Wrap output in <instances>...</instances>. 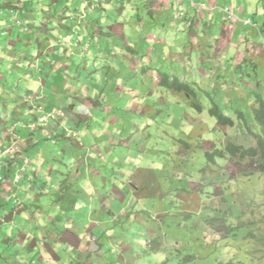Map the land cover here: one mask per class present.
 Segmentation results:
<instances>
[{
    "label": "crops",
    "instance_id": "1",
    "mask_svg": "<svg viewBox=\"0 0 264 264\" xmlns=\"http://www.w3.org/2000/svg\"><path fill=\"white\" fill-rule=\"evenodd\" d=\"M63 1L68 6L66 11L58 13L63 29V34L58 35L59 41L70 37L71 29L77 27L78 38L82 43L89 42V46L84 48L81 45L78 51L70 44L58 42V46L53 45L50 40L54 37L47 35L48 39L43 41V45H38L35 54L33 50L28 56L16 50L13 52L14 57L16 53L21 55L19 63L27 67L24 80L30 77L27 82L17 84L18 94L12 89L15 82H10L11 88H7L8 82H2L4 74L0 76V109L4 110L0 114V173L3 174L0 178V226H7L0 235V264H160L170 259L177 260L171 261L172 264H179L178 253L173 251L174 247L178 250L176 237H169L175 243L168 244L167 249H163L161 239H154L155 235L161 234V222H164L162 227L187 223L183 217L179 225L174 218L176 212H172L173 207L180 210L190 207L188 196H185L187 202L179 205V189H173V182L189 186L180 169L178 175L173 171L180 157L185 155L177 150L180 147L179 136H184L178 128L190 132L189 129L199 126L203 129L202 125L206 124L207 132H212L211 127L217 130L201 97L207 98L209 87L224 89L227 86L226 91L230 89L227 81L223 80L224 75L230 76V72L226 68L221 71L224 62L215 63L220 58V51L228 55L230 46L220 49L210 44L211 32L207 30L212 28L216 32L219 28V34L227 35L241 27L243 33H247L244 27L250 26L249 34H237L243 45L226 61L230 64L229 60L233 59L235 63L233 73L236 81L232 86L237 89L234 96H229L231 105L240 107L245 103L238 101L243 98L240 88L248 86L251 92L264 99V43L261 40L264 30L257 33L253 29L259 20L264 28V0ZM77 1L90 5L81 25L77 17L80 9ZM34 4L36 6V0L0 1V15L10 22L0 32L1 35L8 33L12 36L15 27L20 34L23 30L22 23L18 22V10ZM126 6L128 13L124 10ZM103 8H113L115 17L122 22L111 18L110 21L105 20L101 14ZM132 8L135 9L132 11ZM222 8H229L233 16L227 18ZM176 11L184 14L176 15ZM26 16L32 17L33 14ZM37 17H32V21L42 22ZM247 19H252L256 25L247 23ZM225 21L231 24L224 26ZM31 22L27 23L24 31H36L38 38L42 29ZM218 22L222 24L217 25ZM200 23L204 25L202 28ZM15 43L13 39L0 43V46L4 45L0 71L5 45L10 48V44ZM85 54L89 55L87 59L96 55V63L101 62L93 73V82H80L82 72L79 73V68ZM9 55L10 60L18 61ZM31 56L34 57L33 62ZM198 57L202 63L197 67L200 74L197 80L205 83L200 86L195 80L188 83L195 92V89L204 90L199 91L197 97L201 111L189 108L190 101L186 99L185 92H175L168 85L173 79L181 81L177 76V72L182 70L179 67L186 69L192 64V58L198 60ZM37 64L42 69L40 78H36L38 82H35L29 72ZM216 66L218 72L214 76L210 70ZM160 84L166 90L158 93ZM141 94L144 97L137 99ZM124 95L133 101L120 108L117 104ZM11 96L15 97L13 103L8 102ZM139 102L135 107L134 104ZM247 102L252 103L249 99ZM5 104L12 105L9 111ZM181 104L186 106L182 114L172 115V106L179 105L180 109ZM114 107L120 110L114 111ZM206 109L210 122L205 119L195 121L197 114ZM62 111L64 116H61ZM46 112L54 113L46 116ZM119 117L123 122H119ZM96 119H101L100 126L96 127ZM167 120L172 123L169 127L175 129L174 132L168 127L165 130L160 128L161 123ZM154 123L161 130L152 131ZM142 128L149 140L146 148L140 147L138 138L133 139L136 131L141 134ZM162 134L168 138L169 150L161 157V148L150 145L155 141L159 143V135ZM174 136L178 137L175 139ZM98 137H101L99 144L96 143ZM135 147L140 149L136 152ZM133 150L134 156L131 154ZM145 152H151V155L147 156ZM23 158L29 160L27 165H22ZM54 162L58 165L56 169ZM17 169H22V176L14 183L13 173ZM197 170L198 167L194 169L195 172ZM198 175L192 172L188 177ZM129 180L133 181L132 185ZM32 193H35L34 197ZM144 197L155 199L144 202ZM17 213L24 214L25 218L21 229L14 233V225L9 223ZM149 215L153 221L152 241L146 246L136 242L125 244H135V247L129 250L127 257L118 255L115 260L112 253L123 252L124 241L106 239L107 234L114 233L118 229L116 225L127 224L129 228L134 224L146 225ZM198 220V225L203 223L202 216ZM164 250L173 251L172 256L167 257Z\"/></svg>",
    "mask_w": 264,
    "mask_h": 264
},
{
    "label": "rangeland",
    "instance_id": "2",
    "mask_svg": "<svg viewBox=\"0 0 264 264\" xmlns=\"http://www.w3.org/2000/svg\"><path fill=\"white\" fill-rule=\"evenodd\" d=\"M0 1L4 2V0H0ZM10 1L13 3L16 2V0H10ZM56 2L57 1H54V0H36V6L34 4L32 7L28 6L27 8H20L18 10L20 11L18 13V17H20L18 18V22L22 23L21 30L23 31H20V34H18V28L15 27V31L12 34V36L8 35V33L7 34L3 33V35H1L0 33V43L4 44V42L9 41V39L10 41L11 39H13V41L16 40L15 44H10V48L7 45H5L6 47L4 51L5 56H3L2 70L0 71V74H1L0 76L4 74V79H2V82H8L6 85L7 88H11L10 82H15L13 85L14 87H12V89L14 88L13 90L16 94L20 92V90H17V84L19 82H27L26 80L30 79V77L27 76L26 80H24L25 79L24 75L27 74V70H26L27 67L19 63L18 59L19 57H21V55L26 54L25 56H28L30 53V50H33V54H35L34 52H36L38 45L39 44L43 45L44 44L43 41L45 39H48L47 35L54 37L52 40H50V42L53 41L52 42L53 45L58 46V42H59L64 45L70 44L72 46L74 42V39L72 38V36H71L72 42L70 40L68 41V39L66 40L62 39L59 41L60 36L58 35L63 34L62 33L63 29L58 21V18H59L58 13L62 12L63 10L66 11V6L68 5H65L64 3L65 1L61 0L60 2L56 4L55 12H54L53 6L55 5ZM128 2L129 0L127 1V3ZM76 4L78 7H80V9H78L77 12H84L87 15L90 5L86 3L83 5V2H80V1H77ZM110 5L112 6V4ZM43 8H44L45 13L42 11ZM134 9L132 8V11ZM124 10L128 13L129 9L126 6ZM91 11L92 10H90V12ZM127 13L123 12V14H127ZM179 13L181 15L184 14L183 12L181 13L179 11H176V15H179ZM201 13H203V11H201ZM201 13L199 15L202 17L203 14ZM29 14H33L32 17H34V19H36V17L38 16L37 19L38 18H40V20L42 19V22L40 21L36 22L34 20L32 21L31 19L32 17L26 16ZM99 14H100V11H99ZM101 14L104 15L105 20L107 21H110V18H111L112 21L117 20L119 22H122L121 19H117L115 17V11H113V8L109 10H106L105 8H103L101 9ZM95 16H98V15H95ZM204 16H205V13H204ZM216 17L219 18V15L217 14ZM49 18H50V21H48ZM70 18H73V17H70ZM178 18L180 19V17ZM250 20L251 21L247 23L251 24L252 19ZM30 22L36 26H39L42 29V32L41 34L39 33L38 38L35 33L36 31L34 32L24 31L25 27H27ZM7 23L9 25L10 23L9 20L6 21V19H4V17H1L0 15V32L2 30H5V26ZM223 23H224V26L231 24L229 21H225ZM221 24L222 22L217 23V25H221ZM177 25H178V22L176 24V27ZM203 26L204 25L200 23L199 27L202 28ZM237 26L239 27L240 25L238 24ZM254 27L253 29L257 33L258 32L262 33V31L264 30V28L262 27V22L260 20L258 21V26H254ZM47 28H50V29L47 30ZM53 29H57V30L54 31ZM241 29L243 28L241 27ZM241 29L238 28V30L236 29V31L233 33L228 32L227 35L219 34L218 33V31L220 32L219 28L217 29L216 32H214V29L212 28H209L207 30L211 32V38H210L211 43L210 44L220 49L221 48L224 49L226 45L230 46L228 49V55H226L223 50L220 51V58L217 59V61L215 62V63L218 62L219 64L224 62V65L221 67V71L224 68H226L227 71L230 72V76L224 75L223 77V80L227 81L226 83L228 84V86H230V89L229 91H226L227 86L224 89H222L221 87H209L208 89L210 91V94L207 95V98L205 96H202L201 98L203 99L204 105L206 107L210 108L213 105L217 106L223 111L224 114H227V115H230L231 113H233L234 115L236 114L234 112L236 108L233 105H231L230 96H234L235 89L237 88L232 86L234 85V82L236 81L235 80L236 76L233 73L234 72L233 67L235 63L233 62V59L229 60V62H231L230 64H227L226 61L229 59L228 57H230L232 54L237 53L236 50L239 46L243 45L242 39H237L238 37L237 34L238 33H240L241 35L249 34L248 32L250 30V26L244 27L247 33H243ZM6 37L7 39H5ZM181 37H183V35H180V38ZM29 39L30 41H28ZM261 40L264 43V34H261ZM3 44L0 46V56L1 54H3L2 53V48L4 46ZM53 45H51V47ZM80 47L82 46L79 45L78 48L77 47H73V48H76V50L80 51L81 49ZM15 50L16 52L19 51V54L21 55L19 56V54L16 53L17 55L14 57L13 52H15ZM239 52L241 51L239 50ZM9 54H11L14 58H17L18 61L10 60L9 58L11 57ZM88 56L86 54L83 56L84 61L82 62L79 68V73L82 72V77L80 79V82H93L92 80V76H94L93 73L96 70V68L100 67L101 65V62L96 63V60H98V56L93 55V56H90V59L89 58L87 59ZM31 59L33 62L34 57L31 56ZM192 59H193L192 64L187 66L186 69H184L182 66L179 67L182 70H186V72L182 70L178 71L177 76L179 77L182 83L195 80V82L198 83V85L200 86L205 83V82L199 83V81L197 80V78L200 76V74L198 73L199 69L197 67H199V64H201L202 62L200 61V57H198V60H195V58H192ZM39 65L40 64H37L36 67L32 66L29 72V74L32 73L35 82H38V80L36 79L37 77L40 78L42 66H39ZM12 71L14 73H12ZM210 72H212L215 76V74L218 72L217 66L212 67ZM223 80L221 78L222 82ZM171 81L168 82V85L171 83ZM251 84H253V82H251ZM160 85L161 86L158 87L159 88L158 93H161V91L166 90V87L162 86L163 84H160ZM195 90H196L195 92L196 95L192 94L191 95L192 99L191 98L189 99L187 97V93H185L186 99L188 101H191V100L194 101L195 99H197V97H199L200 95L199 91L201 92L204 91L200 89H195ZM240 90L242 91L241 95L243 96V98L239 99L238 101L245 102V104L243 105H246V102L248 99L255 98L256 94L251 92L248 86H245L244 88L241 87ZM176 91L179 92L177 89ZM127 92H130V91H127ZM181 92L182 91H180L179 93ZM147 93H150V90H147ZM142 94H141V98L138 97L137 99H142V97H144V95ZM14 98H15L14 96H11L8 102L13 103ZM119 101L120 103L117 105L120 108H122V107H127L128 103L133 101V99L131 97H126L124 95ZM139 104L140 102L137 104H134V106L137 107ZM5 105L7 106V104ZM8 105L9 106L7 107H9V109L7 111H9L10 108L12 107L11 104H8ZM18 106L19 105H16V107ZM191 106L192 105L190 104L189 108H192ZM178 107L179 105L172 106V110H173L172 115L173 114L180 115L182 114V111H183L182 109L183 108L186 109V106L182 104L180 105V109ZM120 108L114 107V111H116V109L120 110ZM159 108L162 109V105H160ZM248 108L246 109L245 106L241 107L242 110H248ZM2 111L4 110L0 109V114L2 113ZM46 114L47 112L44 115ZM206 114H207V109L204 112L197 114L198 116H197V119H195V121L198 119H205L206 121L210 122V119L206 116ZM61 116H64L63 111H62ZM24 119H27V118H24ZM94 121L96 122V127L101 125V119H96ZM119 122H123L121 117H119ZM154 122L156 121L154 120ZM168 122H170V120H167V122L161 123L160 128L163 127V130H165L168 127V129L171 132H174L175 129H170L169 127L172 123H168ZM24 124H27V123H24ZM213 124L215 123L213 122ZM202 126H203V129H200L201 126L197 128L189 129L190 132H184L182 128H178V130L184 133V136H179L180 147H178L177 150L181 151V153H185V155L184 157H180L178 161V165L176 163L175 167L173 168V171L176 175H178L177 174L178 169H180L181 173L185 175L184 177L187 178V184L189 185L186 187V184L182 182H179V183L173 182V189H179V196H180L179 205L180 204L183 205L187 202L185 201L186 200L185 196H188V202H189L188 204L190 205V207L186 209H182V210H180L179 208L173 207L172 208L173 214L176 212V216L174 218L176 219V221H178L177 223H179L180 225V222H181L180 220H184L183 218L185 214L184 212L187 213V212L192 211L191 215L188 218L187 223H184V225H180V226H175V227L163 226L162 227V224L164 222H161L160 223L161 226L159 225L161 234L157 236L155 235L154 239L156 238L161 239V242L164 244L163 249H167L169 247L168 244L174 245L175 243V241L170 240L169 237H174V238L176 237V243H178L179 251L177 250V247H174L173 251L175 250L178 253V256H185V255L194 256L195 255L196 264H220L224 261L226 262V261H231V260L237 262L238 264H264V176L263 174L257 171L253 172L251 175L239 174V171H238L239 168L237 166H231V164H229L228 166L222 165L221 168L214 167L213 163H210V167L206 166L204 153L205 151H209L215 148V146H213L211 143H214V144L220 143L222 145L227 140H235L233 137H234V134L236 133L238 134L237 132L238 130L236 129V125H234L232 127L224 126L222 128H217V130H214L213 127H211L212 132L211 131L207 132L206 129L208 128V125L203 124ZM160 128L154 123L151 130L157 131L158 129L161 130ZM143 130L144 128H142L141 134L139 133V131H136V133L134 134L135 136H133V139L138 138L139 142L141 143L140 147L146 148L149 145H145V144L149 140L146 139V137L144 136L145 132H143ZM100 132H103V130L101 129ZM200 134L202 135L199 136ZM159 136H160L159 143L155 141L153 145H150V146L158 145L159 150L160 148L162 150V153H161V157H162L168 154L167 152L169 150V144H168L169 142H168V138L165 137V135L162 134ZM174 137L176 139L178 136H174ZM100 138L101 137H98V141L96 143L99 144ZM78 141L81 145L84 144L80 139ZM251 142L253 143V140ZM140 147L139 148L135 147L136 152L138 151V149H140ZM94 151L95 150L93 149L92 152ZM134 152L135 150L131 151V154H133ZM188 153H190L189 156H188ZM145 155L150 156L151 152H145ZM132 156H134V154ZM203 158H204V162H203ZM226 161H229L227 160L226 157L219 160L221 164H226ZM199 163H203V164L199 166ZM57 166L58 165L54 162V169H56ZM197 167H198V170L195 172L194 169H196ZM211 167L219 170V173L216 174L214 177L210 175L212 173ZM246 169H248V171H254V168L252 167V165L242 170H246ZM192 172L198 173L199 175L193 176V178L188 177L192 175ZM166 173H167V177H170V173L168 172ZM216 176L220 177L221 180L223 181V183L220 186H218L217 189L220 190V194H218L219 195L218 197H221L222 199L223 208L226 210L225 212L223 211L221 212L218 210L219 207H218L217 198L215 197L216 194L213 195L210 193L211 192L210 185L212 186L211 180H215ZM184 177H181V178H184ZM189 181H191V185ZM131 183L132 182H129L130 185H132ZM212 190L214 191L213 188ZM34 195L35 193H32L33 197ZM197 198H200V199L202 198L201 199L202 201L200 203V206H198V208L196 209L194 205H196ZM154 199L155 197H144L142 201L147 202V201H152ZM211 202H213V205H214L212 209H211ZM11 205L13 206L14 204L11 203ZM165 206L167 208L170 207L169 204H165ZM220 215H223L226 219L225 220H222V219L215 220L214 219ZM151 216L152 215H149V221L146 225L139 226V225L134 224V226H130V228L127 224L124 226L116 225L118 229H116L114 233L111 232L107 234L108 237H106V239H109L112 241L114 240V238H119L122 241H124V243H122L123 252L116 253V251H114L112 253V256L114 257L115 260H117L118 255L127 257L129 250L135 247V244L129 245V246L125 244L136 242V243L144 244L146 246L148 243L152 241L153 221L151 219ZM201 216H202L201 221L203 223L198 225L199 223L198 219ZM15 217L16 218L11 223H9L10 225H14L12 227L14 233L17 230L21 229L20 225L24 222L25 215L17 213ZM169 218L172 220V216H170ZM207 218L211 220L208 221L209 219ZM228 225L229 226L235 225V227L232 228V227H229ZM196 227H198L199 231L196 229ZM6 229H7L6 225L0 226V235H3L4 230ZM147 249H149V247H147ZM208 250L209 251L212 250V252L209 253ZM173 251H166L167 252L165 253L166 256L167 257L172 256ZM213 257L214 259H212ZM162 259L163 258H160V260ZM171 261L173 263L177 260L170 259L168 262H165V263L162 262L160 264H172ZM113 264H116V263L113 262ZM181 264H184V263L181 262ZM191 264H194V261Z\"/></svg>",
    "mask_w": 264,
    "mask_h": 264
},
{
    "label": "trees",
    "instance_id": "3",
    "mask_svg": "<svg viewBox=\"0 0 264 264\" xmlns=\"http://www.w3.org/2000/svg\"><path fill=\"white\" fill-rule=\"evenodd\" d=\"M54 10H55V6H54ZM169 87L173 88L174 90L177 89L178 91H183L187 93V97L189 99L190 98L192 99L191 95L195 94V91L193 90L194 87H192L190 83L188 82L182 83L177 79H173L169 84ZM249 100L252 102L251 105L248 102H246V105H243L245 103L242 102L243 103L242 106H245L246 109L249 107L248 110H242L241 108L235 107L236 110L234 112L236 113L235 115L237 118L233 117L234 115L233 113H231L230 115L224 114L223 111L217 106L213 105L212 107L208 108L209 115L213 117L217 125H220L222 127L236 125L238 129L241 126L240 129L241 131L240 132L238 131L239 134L236 133L234 134L233 137L238 141L227 140L223 148L218 147V148H213L212 150L209 151H205L204 155H205L206 166L210 167V163H213L214 167L221 168L222 165L228 166L229 164H231V166H237L239 168L238 171L240 174H251L253 173V171L249 172L248 169L242 170L246 168L247 165L251 164L258 172H260L264 176V99L261 98V95L256 94L255 98L253 99L250 98ZM190 104L193 107H197L199 111L202 110V107L198 103H195L193 100L190 101ZM251 123L255 124V126L257 127L256 130L250 128ZM242 126H244L245 129H243ZM251 138L254 139V143L246 145V141H249ZM225 157H227V160L229 161L228 162L226 161V164H221L218 161V159ZM243 161H245L244 162L245 164L243 163ZM203 162H204V158H203ZM202 164L203 163H199V166H201ZM211 168H212L211 169L212 173L210 175L214 177L216 174L219 173V170L213 167ZM220 180L221 179H219L218 176L215 178V180H211V184H212V186L210 185L211 194L213 195L215 194L217 195L218 193L220 194V190L217 189V187L223 183V181ZM212 188L214 189V191L212 190ZM201 199L197 198L196 205H194L196 209L198 208V206H200ZM213 207H214L213 202H211V209ZM191 212H187L188 214L184 212L185 213L184 218L188 220V218L191 215ZM181 259L184 260L183 263H190L193 261L194 258L192 255L191 256L185 255L182 256ZM221 264H237V263L233 261H227Z\"/></svg>",
    "mask_w": 264,
    "mask_h": 264
},
{
    "label": "clouds",
    "instance_id": "4",
    "mask_svg": "<svg viewBox=\"0 0 264 264\" xmlns=\"http://www.w3.org/2000/svg\"><path fill=\"white\" fill-rule=\"evenodd\" d=\"M225 9H227V10H229V8H222V10H223V12L224 13H226L224 10ZM229 12L231 13V15L230 16H228V14L226 13V16H227V18H231V16H233V13L229 10ZM79 14V15H78ZM87 15L84 13V12H77V17H79V24L81 23V20H83L85 17H86ZM71 17H73V16H71ZM251 20L250 19H247V21L246 22H250ZM251 25H256V23H254L253 21L251 22ZM25 28H27V27H25ZM76 28L77 27H73L72 29H71V33H70V37H68L67 39H68V41L70 40L71 42H72V39H71V36H72V38H75V39H77V40H79V42H80V44L79 45H82L84 48L85 47H88L89 46V42L87 43V42H84V43H82L81 41H80V39L78 38L79 37V35L77 34V31H76ZM67 41V42H68ZM87 44V46H84V44ZM78 45V46H79ZM72 46L73 47H78V46H75L74 44H72ZM263 99V98H262ZM194 102L195 103H198L199 104V102L197 101V99H195L194 100ZM200 105V104H199ZM201 106V105H200ZM192 108H194V109H196V110H198L197 109V107H193V106H191ZM202 107V106H201ZM235 107V106H234ZM209 108V107H208ZM237 108V107H236ZM52 113H54V112H50V113H48V114H46V116H52L53 114ZM45 117V116H44ZM211 117V116H210ZM233 117L234 118H237L236 117V115H233ZM46 118V117H45ZM211 119H212V121L215 123L214 125L217 127V128H222V126H220V125H217L216 124V122L214 121V119H213V117H211ZM224 127V126H223ZM230 127H232V126H230ZM242 128L243 129H245V127L244 126H242ZM251 129H253V130H256L257 129V127L255 126V124H253V123H251V127H250ZM236 129L240 132L241 130V126H240V128L238 129L237 128V126H236ZM237 131V132H238ZM239 132H238V134H239ZM253 140V143H254V139L253 138H251L249 141H246V145H248V144H253L251 141ZM233 141H238V140H233ZM227 142V141H226ZM226 142L224 143V144H218V143H216V144H214V143H211L213 146H215V148H223L224 146H225V144H226ZM249 142V143H248ZM248 143V144H247ZM227 158V157H226ZM220 159H222V158H219L218 159V161L220 160ZM22 165H27L28 163H29V160L27 159V158H23L22 160ZM228 162V161H227ZM245 161H243V163H244ZM2 163V162H1ZM4 164H5V162H4ZM3 163H2V165H4ZM245 164V163H244ZM6 165H4V167H5ZM251 166V164L250 165H247V167L246 168H248V167H250ZM252 167H253V165H252ZM254 168V167H253ZM255 171H257L255 168H254V171L253 172H255ZM250 172V171H249ZM258 172V171H257ZM240 174V173H239ZM252 174V173H251ZM251 174H249V175H251ZM3 174H1L0 173V178L1 177H3L2 176ZM21 176H22V169H17L14 173H13V181H14V183H17L18 181H19V179L21 178ZM233 178H235V177H233ZM129 182H132V184H133V181L132 180H129ZM219 194V193H218ZM215 195V197L217 198V202H218V210L219 211H223V212H225L226 210L223 208V203H222V199H221V197H218L219 195ZM224 197H225V195H224ZM202 201V200H201ZM207 219H209V218H207ZM215 220H217V219H222V220H225L226 218L223 216V215H220V216H217L216 218H214ZM211 219H209L208 221H210ZM207 221V222H208ZM229 226V225H228ZM229 227H235V225H230ZM196 229L198 230V227H196ZM199 231V230H198ZM205 238V237H204ZM207 243V242H206ZM208 252L210 253V252H212V250H208ZM207 252V253H208ZM182 257V256H181ZM181 257L180 256H178V260H179V264L181 263V262H183L184 260H182L181 259ZM196 256L194 255L193 256V261H194V264H196V262H195V260H196V258H195ZM212 259H214V257L212 258ZM181 260V261H180ZM208 260V259H207ZM192 261V262H193ZM231 261H233V260H231ZM192 262H190V263H184V264H191ZM225 262V261H224ZM224 262H222V263H224ZM227 262V261H226ZM233 262H235V261H233ZM235 263H237V262H235ZM221 264V263H220ZM238 264V263H237Z\"/></svg>",
    "mask_w": 264,
    "mask_h": 264
},
{
    "label": "built area",
    "instance_id": "5",
    "mask_svg": "<svg viewBox=\"0 0 264 264\" xmlns=\"http://www.w3.org/2000/svg\"><path fill=\"white\" fill-rule=\"evenodd\" d=\"M224 11L228 14V16L231 15V13L229 12V10L225 9ZM73 39H74L73 44H74L75 46H78V45L80 44L79 40H77V39H75V38H73ZM84 46H87V44L85 43Z\"/></svg>",
    "mask_w": 264,
    "mask_h": 264
},
{
    "label": "bare ground",
    "instance_id": "6",
    "mask_svg": "<svg viewBox=\"0 0 264 264\" xmlns=\"http://www.w3.org/2000/svg\"><path fill=\"white\" fill-rule=\"evenodd\" d=\"M200 172V171H199ZM199 186V185H198Z\"/></svg>",
    "mask_w": 264,
    "mask_h": 264
}]
</instances>
